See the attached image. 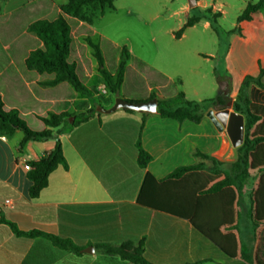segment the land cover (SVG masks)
<instances>
[{
	"label": "crops",
	"instance_id": "crops-1",
	"mask_svg": "<svg viewBox=\"0 0 264 264\" xmlns=\"http://www.w3.org/2000/svg\"><path fill=\"white\" fill-rule=\"evenodd\" d=\"M35 1L1 2L0 19ZM52 1L57 8L67 2ZM258 1L240 0L232 6L228 0H197V5L191 7L188 0H155L149 13L145 8L149 0H114V7L107 8L93 24H76L73 41L79 33L81 44L88 45V39L97 44L104 64L106 44L116 51L119 64L126 48L130 55L126 61L128 68H135L139 61L169 81L179 77L183 86L191 77L208 78L193 61L209 64L219 53L234 59L247 53L248 64L240 76L243 83L247 76L258 77L264 68V7L251 20L238 22L248 4ZM229 7H236L237 12L230 28L224 29L221 22ZM209 8L221 14L218 32L210 21L201 20L177 35L193 14ZM171 21L174 26L166 28L165 23ZM200 28L215 36L213 44L219 46L216 52H204L202 41L185 46ZM220 33L228 36L227 45H222ZM42 47L43 42L28 29L7 43L0 37V99L5 112L16 111L33 131L53 132L51 138L30 140L21 147L25 137L22 130L16 129L12 134L0 131V219L14 223L22 232L41 231L71 240L82 252L62 249L43 237L19 236L0 221V264H137L103 254L96 248L126 241H144L145 259L151 264H256L255 259L249 263L240 255L228 257L188 220L138 203L148 173L164 180L178 167L207 164L208 160L194 156L196 151L222 160L230 145L227 128L217 116L221 110L211 109L204 120L195 123L162 118L158 112L144 115L119 109L109 114L98 112L74 127L49 128L43 121L49 114L68 113L75 119L94 105L89 101L93 98L90 94L78 91L68 82L54 83V74L27 67L31 52ZM86 56L85 59L78 53L72 62L83 86L91 91L94 85L90 81L98 79L100 66L95 56ZM210 69L212 78L207 89L218 91L217 96L190 100L184 89L181 93L185 100L202 102L228 93L234 98L239 93L240 88H234L228 75L216 74L213 65ZM99 85L106 87L105 83ZM155 87L161 91L165 86ZM153 89L151 86L148 94ZM192 93L198 95V87ZM177 96H164V100ZM121 97L129 100L128 96ZM114 103L109 100L101 107L108 109ZM140 136L143 148L152 156L145 168L138 164ZM56 139L62 143L68 168L60 166L53 171L47 187L32 198V182L25 165L50 154ZM252 173L256 176V172ZM7 200L11 203L6 204ZM248 214L241 213L237 219L239 253L252 252L257 244H253L254 227ZM245 218L249 224L242 226Z\"/></svg>",
	"mask_w": 264,
	"mask_h": 264
},
{
	"label": "trees",
	"instance_id": "trees-1",
	"mask_svg": "<svg viewBox=\"0 0 264 264\" xmlns=\"http://www.w3.org/2000/svg\"><path fill=\"white\" fill-rule=\"evenodd\" d=\"M1 1V0H0ZM114 7V0H67L59 8L55 7L52 0H37L25 7L13 12L10 17L0 19V37L4 43L19 36L26 29L43 42V47L31 52L26 60V65L31 70L40 73L54 74V83L68 82L78 91L92 94L80 81L76 64L70 62L71 47L73 42V30L79 22L93 24L100 18L107 8ZM264 7V0L257 3H249L244 12L238 17V22L248 21L253 15ZM91 8L96 11L88 14ZM1 11V4H0ZM220 13H213L212 9L198 11L193 14L178 32L180 36L188 27L194 26L201 20H208L218 32V19ZM88 43L94 49V56L100 66V73L104 83L111 93H120V87L125 83V78L130 72L135 74L138 70L147 68L145 64L137 61L135 68H127L126 61L130 55L126 48L122 51V58L116 80L105 69L102 52L97 44L90 39ZM127 72V75H125ZM126 76V77H125ZM250 86L249 94L242 99V92ZM156 98L155 94H146L139 100L131 102H143ZM227 96L217 99L204 100L202 102H190L185 100L184 93H179L174 99L159 101L158 113L162 118H171L178 122L186 120L200 123L205 119L206 106H224L228 102ZM234 110L245 115V140L241 147L237 148V159L233 162H221L200 151L194 152V156L211 161L209 168L206 163H198L192 166H182L175 169L166 179L157 180L151 174H147L138 196L141 206L160 211L171 216L188 220L202 235L209 239L223 253L230 258L240 255L241 259L251 263L255 259L256 264H264V68L258 77L247 76L234 101ZM204 110V111H205ZM221 110V108H217ZM134 112V111H130ZM98 113L93 108L81 117L76 116L74 127L90 116ZM147 115V114H144ZM73 115L68 113L50 114L43 119L49 128H65L67 118ZM16 129L25 133L21 143L23 147L30 140H41L53 137L49 129L33 131L21 120L16 111L5 112L4 104L0 99V131L12 134ZM138 164L145 168L152 160V156L143 148L141 136L137 141ZM32 170L28 171L32 182L30 196L36 198L47 187L50 174L58 167L68 168L63 153L62 143L56 139L54 150L39 161L28 163ZM228 166V171H220L219 166ZM256 172L258 182L251 195V203L248 218L254 227L256 239L255 250L239 253L240 242L236 231H239L237 219L241 218L238 201L244 197L245 188ZM0 221L9 225L19 236L43 237L51 240L56 246L80 254L82 249L71 240L41 231L22 232L18 227L1 218ZM101 253L119 257L123 261L137 264H151L145 259L144 241L134 243L126 241L121 244L96 245Z\"/></svg>",
	"mask_w": 264,
	"mask_h": 264
},
{
	"label": "rangeland",
	"instance_id": "rangeland-1",
	"mask_svg": "<svg viewBox=\"0 0 264 264\" xmlns=\"http://www.w3.org/2000/svg\"><path fill=\"white\" fill-rule=\"evenodd\" d=\"M3 1H6V0H1L0 4ZM137 1H139L140 3H143L144 1L147 2V0H137ZM154 1L155 0H149L150 3L145 4L146 5L145 8L149 13L152 12V10L154 9L153 7ZM228 2L232 4V6H237L240 3V0H228ZM93 11H96L95 8H91L88 11V14H90ZM236 12H237L236 7L228 8V15L226 16L224 21L221 22L222 28L224 29L230 28V26L232 25V22L235 20ZM165 15L167 14L165 13ZM165 26L166 28H169L168 26H174V23L173 21H171L170 23H165ZM219 36L222 41V45L223 46L224 44L227 45L228 44L227 42L229 39L228 36L223 33H220ZM78 37H79V33H76V38L72 43L70 62L74 61L77 58L78 53L82 54V57H84L85 59L87 58L86 55L92 54L94 56V53H95L93 47L89 43H87L88 45L81 44L82 41L80 43ZM214 37L215 36H212L209 32H203L202 29L200 28L198 34L191 35V38L188 40V42H186L185 46L188 47L189 42L193 43L195 41H200V42L202 41L203 46H201V49L204 50V52H213V51L216 52V48L218 50L219 46L218 45L216 46L213 44ZM104 48H106V53H107L105 57V69L109 72V74L113 76L114 80H116L118 69L120 66L119 62L116 59L117 53L115 50H113L111 46H108L107 44L104 46ZM193 63L200 65L202 74L206 73L208 75L207 80H202L201 78L199 79V77L198 78L191 77L190 79H187L185 86H183L181 84V80L179 79V77H176L173 81H169L167 78L157 74L155 71L149 68H144V69L138 70L135 74L130 72L127 77L125 76L126 77L125 83L121 85L119 95L128 96L129 100H139L140 98L146 96V94L149 91V88L152 86L154 89L151 92V94H155L156 98H158V102L168 101V100H164V96H169V97L177 96L179 93L184 92V89H186L189 92L188 95H189L190 100H197L198 97L203 98V99L204 98H214L215 96H217L218 91L216 92V91H211L210 89H207L208 88L207 86L210 85L211 78H212V75L210 73L212 70L210 69L211 65L215 66L216 74L228 75L231 78V82L234 88H241L242 82H241L240 76H241L242 70L248 64V54L245 53V56L243 58L241 56L240 57L236 56V58L234 59V57H227L225 55L223 56L221 55V53H219L216 59H211V63L209 64H206L202 60H199L197 62L193 61ZM125 75H127V72ZM97 80L93 79L90 81V84L94 86L91 88V92H92L91 96L93 98H91L89 101L91 104L94 105V108H98L101 106L104 107L103 105L104 103H106L109 100L115 101L117 97V93L114 94L109 91H108V95L101 93L102 87H100L99 84L104 83V78L102 74L99 73ZM155 86H165V87L160 91L159 89H156ZM194 87H198V92H199L198 95H195L192 93V90ZM249 90H250V86H248L242 92L241 94L242 99H245L247 97V95L249 94ZM226 96L229 98L228 102L231 100L234 105V101L236 100L237 95L234 96V98H231V96L228 93L226 94ZM226 107H227V104L224 106L215 105L214 107L206 106V110L204 109L205 111L204 110L202 111L204 112V114H206L211 109L221 108V110H223ZM233 107L231 108V112H235ZM49 115L47 117H49ZM82 115L83 114L79 116L81 117ZM243 116L245 117V115ZM72 118L73 117L67 118V121H66L67 124L65 125V128L69 127V125L74 123L75 119H73L72 121ZM245 123H246V117H245ZM33 128H36V127H33ZM228 140H229V145H230L229 150L226 153V155L222 158V160H220L223 163L232 162L236 160L237 158V148H235L232 145L229 138ZM207 165H209L208 167L210 168L212 166L211 161H208ZM218 169L220 171H224V170L228 171V166L221 165L218 167ZM256 183H257V176H252V178L249 180L245 188L244 197L238 201V207H240L241 213L249 212L250 203H251V195L253 194V191L255 190ZM243 220L244 222H241L242 226H247V224H249V221H247V218ZM252 238L254 239L253 244H255L256 239L254 238V236Z\"/></svg>",
	"mask_w": 264,
	"mask_h": 264
},
{
	"label": "water",
	"instance_id": "water-1",
	"mask_svg": "<svg viewBox=\"0 0 264 264\" xmlns=\"http://www.w3.org/2000/svg\"><path fill=\"white\" fill-rule=\"evenodd\" d=\"M189 5L194 7L197 5V0H188ZM158 99L153 98L143 102H131L122 98L119 93L115 99V103L112 107L105 109L98 107L97 111L104 114L115 112L119 109L134 111L141 114H154L158 112ZM233 102L230 100L227 103V107L218 112V117L221 122L226 126L229 138L232 145L235 148H239L243 145L245 140V117L237 112H231ZM74 118H72L73 121ZM94 252V248H90Z\"/></svg>",
	"mask_w": 264,
	"mask_h": 264
},
{
	"label": "built area",
	"instance_id": "built-area-1",
	"mask_svg": "<svg viewBox=\"0 0 264 264\" xmlns=\"http://www.w3.org/2000/svg\"><path fill=\"white\" fill-rule=\"evenodd\" d=\"M101 93L102 94H106V95H108V90H107V88L106 87H102L101 88ZM25 168H26V170L27 171H30V170H32V167L30 166V165H25ZM11 203V201L10 200H7L6 201V204H10Z\"/></svg>",
	"mask_w": 264,
	"mask_h": 264
}]
</instances>
